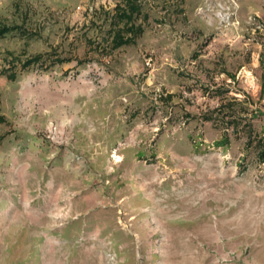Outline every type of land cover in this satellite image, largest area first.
I'll use <instances>...</instances> for the list:
<instances>
[{
	"label": "rangeland",
	"instance_id": "rangeland-1",
	"mask_svg": "<svg viewBox=\"0 0 264 264\" xmlns=\"http://www.w3.org/2000/svg\"><path fill=\"white\" fill-rule=\"evenodd\" d=\"M122 2L0 0V264H264V162L201 119L264 132V0H141L111 51Z\"/></svg>",
	"mask_w": 264,
	"mask_h": 264
},
{
	"label": "trees",
	"instance_id": "trees-1",
	"mask_svg": "<svg viewBox=\"0 0 264 264\" xmlns=\"http://www.w3.org/2000/svg\"><path fill=\"white\" fill-rule=\"evenodd\" d=\"M141 0H123L122 4H118L114 9L112 17V28L110 29V50L114 51L121 47L133 45L138 37L143 33L140 25L134 24V19L141 13ZM120 25H122L120 27ZM16 27L0 26V38L16 31ZM70 59H62L55 52L47 54H37L28 58L22 63V68L31 66H42L44 68L52 67L57 64L69 62ZM8 79L14 80L15 73L7 76ZM214 95L220 97L219 104L211 111L203 114L201 119L205 122H212L223 131L222 139L228 143L229 130L235 139L243 133L246 138V147H252L255 150L256 158L259 162H264V132L256 134L253 131L252 119L254 113L248 116L247 112L235 110V106L239 104L237 100L229 101L221 98L220 92L215 91ZM243 113V114H240ZM244 122L242 128L239 126ZM241 129V130H239Z\"/></svg>",
	"mask_w": 264,
	"mask_h": 264
}]
</instances>
